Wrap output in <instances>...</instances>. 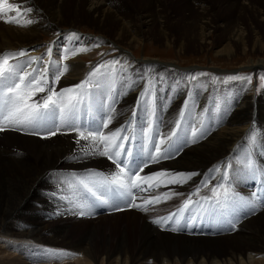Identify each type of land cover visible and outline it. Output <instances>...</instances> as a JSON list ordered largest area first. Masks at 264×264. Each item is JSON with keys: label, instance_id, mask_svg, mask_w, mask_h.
Here are the masks:
<instances>
[{"label": "bare ground", "instance_id": "6f19581e", "mask_svg": "<svg viewBox=\"0 0 264 264\" xmlns=\"http://www.w3.org/2000/svg\"><path fill=\"white\" fill-rule=\"evenodd\" d=\"M15 1L22 13L19 17L20 24H24L25 21L29 19L33 22L27 26L6 23L4 22L5 19L15 18L17 13L14 11H8V13H6L5 11L3 13L4 18L0 19V55L17 53L24 50L26 56L13 59L10 63L26 64L30 58H35V62L31 64L29 71L33 68L44 69L48 80L46 88H54L57 93H64L65 90L70 89L74 91L68 92L66 95H74L75 92L81 91L80 88L74 87L75 85L78 86L86 79L91 80L93 85H87L83 89V93L86 95L87 100L80 106L76 119V124L79 126L80 130L85 132L99 130L105 135H111V133L119 131L122 136L129 137L130 142L133 140L137 141L136 151L138 160L140 156L142 157V161L144 156L148 158L146 161L147 165L143 167L139 176L150 177L151 179H149L147 183L138 181L141 187L147 190L136 193V200L134 202L136 205L139 201L151 200L154 197H159L160 199L164 198L167 193V195L173 196L175 197L174 199L179 201L173 205L170 204V206H168L169 210L159 217L153 216L154 211L161 209L162 206L174 199L164 201V204L160 203V199L156 203L146 204L148 209L143 206L144 211L142 212L140 209L137 210L138 207L128 208L125 210L126 212L124 214L129 215L127 217L130 224L135 226L140 218H144L148 223V228L152 227L156 230V227L159 225L165 226L167 222V219L162 221L161 217L166 216L167 213H173L182 204L184 206L185 201L190 200L191 203L189 205L192 204L194 208L202 205L203 210H206L212 215L216 214V219L212 221L211 226L197 224L196 228H192L187 232L183 230L172 231L171 228L161 233L201 237L198 236V233H205L207 230L210 231V233L214 231L222 234H229L233 231V229L228 226L232 221L238 223V229V227L242 226L244 223V217L247 215L249 216L252 210L256 208L263 209L264 119L260 120L261 113L258 115L255 114V107L259 106V104L253 90L243 84L241 95L243 96L244 102L241 103L242 106L240 107L238 100L235 114L227 119V122L224 120L225 124L222 126L216 123V120L221 117H218L219 112H217V116L215 115L216 113L214 114L213 117H215V119L213 118V120L210 118H203L202 124L193 131V133L196 134L193 136L192 130L195 128L194 125L191 126L190 124L189 127V124L183 126L177 124L178 128L173 127L172 119L175 114L171 110L172 106L169 107L170 104H172V102L179 104L182 113L180 115V120L183 116V118L191 117V119L193 118L197 121L199 119L191 112V108L189 111L187 109L183 110L180 103L182 105L185 103L191 89L192 95L190 105H195L198 110L202 111L204 109V111L208 113L207 110L209 105H211L210 102L212 103L216 98V100L221 101L220 103L223 104V100H219L220 97L223 96L220 89L221 85H217L213 93H210V87L204 82H193L190 88H188L187 84L189 80L185 78L187 71L183 68H173V65H177V63L160 62V59L151 57L138 59L135 54L138 48H141L143 45L145 46V42L137 38L136 34H132V32H137V29L130 23V10L137 16L141 28L147 27L155 21L161 23L167 22L168 15L164 10L165 5L167 6L170 1L171 6H174V0H146L148 2L145 3L144 7H154V14H149L144 11V9L137 13L136 10L131 7V2H134V4L137 2L143 4L145 0H8V3L12 2L15 4ZM53 1L52 9L44 7V3ZM207 1L210 0L190 1V4H192L190 7L197 10L200 15L199 19L201 25L199 27L202 31L200 35L201 43L207 41L208 33L206 29L215 26L211 18L212 13L206 5ZM249 1L250 0H243L242 4L248 5ZM73 3L84 7V10L74 15L82 19L79 20L75 17L77 23L71 22L69 25H66L65 23L67 22H64V18L66 15L71 14L70 5ZM28 9H31V11H27ZM261 17L262 18L259 20L263 21L264 16ZM105 22L119 25L114 38H110L104 33V31H109V29L97 24ZM79 23H90L93 25L90 27L85 24V26H79L81 25ZM218 25L220 26V24ZM141 28L139 29V34L142 33ZM91 29H94V31H91ZM229 29L231 34H229V40H227V42L232 40H239L242 42L244 40L246 30L243 29L240 20H237L233 27L231 26ZM44 31H51L54 38L49 40H34L35 35H39ZM253 31L256 33L255 36L259 38V31L257 29H253L252 32ZM123 38L127 39L125 45L122 44ZM103 47L105 48L104 50ZM253 47H259L260 51H263L264 44L256 40ZM110 49L115 51L119 49V51L106 56ZM183 49L185 50L186 46ZM73 51H76L77 54L73 55ZM101 51L106 53L102 55ZM97 55H100L99 58L103 59H99L97 65L89 66L88 61L84 58H93ZM66 56L67 59H65ZM138 62L143 63L145 69L138 70L140 74H136L137 76L132 75L130 71V69H132L131 65L136 67L138 66ZM57 63L66 65L67 71L58 81L53 83L55 71H53L52 66ZM116 66H126L128 68L126 74L121 75L119 67L117 71L120 77L111 74L110 70ZM243 67L264 68V58L251 60L247 65H242V68ZM168 69L173 73L168 72ZM93 73H95V75H93ZM125 80L130 81L131 85H125ZM154 82H157V87L155 86L156 92H150V88L153 86ZM148 91L149 96H145ZM118 93H121L123 96L121 98L122 104L126 103L128 105L131 103V106L128 108L126 107L128 113L122 116L117 115L118 113L114 114V109L109 114V107L112 105V101L115 100V96H117ZM47 94V91L44 93H37L32 97V101H41ZM163 97L167 98L168 101H164V103L162 102L163 104H161ZM157 99L159 104H161V108L165 105L168 109L167 111L166 108L164 109V114H162V110L157 106ZM216 104L217 102H215L214 106ZM146 107H150L151 110L155 109L152 113L154 118L151 115L149 116L147 111L145 113ZM247 107L252 108L251 114L243 116V108ZM193 110L195 112V108ZM82 111L85 113L83 114ZM106 113L109 114L107 117L110 116L111 119L108 121L107 127L100 128V125L107 119L105 116L107 115ZM178 113L180 112H177L176 118L174 119L175 124L179 118L177 117ZM85 114L87 115V119L84 118ZM159 116H164L166 127L161 128L162 122L159 121ZM94 117L95 122L93 120ZM97 117L100 118L97 119ZM135 119L137 123H135ZM255 124L260 126L257 131L252 134L253 139L247 142L252 145V148L246 147V150L242 149V143L249 139V129L251 130ZM5 125L8 124L5 122ZM51 127L54 126L48 125L42 130L40 129V135L31 134L33 131L31 128H20L19 130H15V139L21 142H15V145L19 144L15 149H12V146H6L3 144V141L0 143V163L5 162L6 165H9L10 171V163L15 162V164L18 165L17 168L21 169L18 171L20 176L19 181L23 184L25 189L22 199H20L18 205L13 210L8 209L6 204L0 205V213L3 214L1 221L5 233L15 232V218L21 216V213L26 211V205L28 203L37 201L35 195L38 194L42 197L45 196V199H39V206L40 204L44 206L45 203L54 202L57 198L64 199L68 205V207L65 205V208H63L60 213V215H64V217L66 214L71 215V213L73 214L71 217H74V212L78 211V207L75 205L74 201H83L91 208L92 202L85 199L86 193L84 197H82L81 191H85V189L81 185L86 183L93 191H102L101 186L96 183V181L100 179L96 174H101L100 170L107 171L109 175L118 171L116 165L110 162L106 156L99 154L85 155L83 153L82 149L91 144L90 140L86 141L79 139L76 131H71L65 126H60L56 135L47 136V130ZM186 129L190 130L188 142L185 140ZM172 132H175L176 135L172 136ZM179 136H181L180 140ZM78 140L79 142H77ZM161 140L164 141V143L159 144L162 152L170 151L173 156L177 155L176 157L172 156V158L166 159L177 172L174 170L172 172H163L160 169L158 161L164 159L155 161L149 159V156L155 154L153 149ZM119 142L120 141H117V143ZM127 144L128 142L126 141L125 145ZM20 148L26 150L28 155L19 154L18 150ZM97 150H100V148L98 147ZM246 152H248V154H246ZM232 160L233 162L235 161L233 167L227 169L225 173V169L223 170V168L227 167V164L231 163ZM143 163L144 162H142V164ZM157 173H165L166 175H155ZM213 173L214 179L211 178L208 180V177ZM176 174L185 175L178 176ZM10 177L12 176L10 175ZM15 178H18V175L15 174ZM83 178L87 182H84ZM170 179L180 182L170 183ZM187 180L189 181L188 183ZM204 180V184L201 185ZM49 182H55L53 188L46 187ZM149 184L151 187H149ZM176 184L180 186H174ZM220 185H223V188L219 187ZM224 188L229 189L232 197L230 206H233L234 209L238 210L240 213L234 215L236 220L232 218L228 219L224 215L227 214V211L223 210L222 212L223 199L221 198V203L218 204L216 198L213 196V189L223 193ZM244 193L247 195H244ZM156 204L158 205V209L152 208V206ZM124 205L128 206L127 202ZM206 206H208V208ZM82 207L81 205L80 209H83ZM64 210L67 212H63ZM96 211L100 212L98 207ZM88 212L95 211L90 210ZM43 215V217L46 218L51 214L44 212ZM117 216L119 215L114 217ZM156 220H160V223H155L154 221ZM250 223H255V221L251 220ZM250 223L246 225L247 229L254 228V226H249ZM217 225H219V230L216 231ZM143 228L142 225H139L140 232ZM261 229H264V224L260 225L253 240L243 239L241 241V244L244 246V252H240L236 262L264 264V256L257 257L264 252V237L261 238L260 236V233L263 232ZM1 231L2 228L0 227V232ZM156 231L160 232L158 230ZM236 231L237 230H235V232ZM43 232L42 229L33 230L29 233L20 231V239H23V241L18 242V240H16L14 249L19 250L25 248V245L29 244L26 240L44 242L42 239L44 236ZM46 245L53 247V249L46 247L49 253H53L52 251L55 250L58 251L55 253L54 259L64 258L66 250H69L72 253L76 252V254L70 256V258L76 261L77 264H95L99 259H101V264H108V258L111 256H114L115 264H129L128 251L125 245L118 244L106 254H102L92 247H87L83 250L82 248H73V246L66 245L62 247L63 249L66 248L65 251L58 250L62 248H54L58 247L56 241H48ZM43 248L45 247L42 246V249ZM27 251H30V253H37L40 250L38 251L33 248ZM254 251H257V253L254 254ZM58 253L60 254L58 255ZM200 258L203 257L200 256ZM190 262L193 261L190 260ZM204 263L207 264V261L202 259L200 264ZM227 263L235 264L232 259L221 260L218 256L213 255L210 264Z\"/></svg>", "mask_w": 264, "mask_h": 264}, {"label": "rangeland", "instance_id": "374dc122", "mask_svg": "<svg viewBox=\"0 0 264 264\" xmlns=\"http://www.w3.org/2000/svg\"><path fill=\"white\" fill-rule=\"evenodd\" d=\"M174 1V6H171L170 1L167 6L165 5L164 10L168 15L167 22L161 23L155 21L147 27L141 28L137 16L132 13V10H130V23L132 26H135V29H137V32H132V34H136L137 38L145 42V46L143 45L141 46V48H138L135 54L138 59H141L143 57H151L160 59L161 61L158 60L160 62L164 61L165 63H177V65H173V68H183L187 71L185 78L189 80L187 84L188 88H190L193 82H204L210 87V93H213L216 90L217 85L220 84V89L223 93V96L220 97L219 100H223V104L220 103L221 101L216 100V98L212 103L210 102L211 105H209V108L207 110L208 113H206L204 109L202 111L198 110V108H196L197 106L190 105L192 95V90L190 89L185 103L183 105L180 103V105L182 106L183 110L187 109L189 111V109L191 108V112H193L199 120L195 121L193 118L191 119V117L183 118V116L180 120V115L182 113L179 108V104H175L172 102L169 107L172 106L171 110L175 114L172 119L173 127L178 128L177 124L182 126L189 124L190 127L191 124V126H195V128L192 130L193 133V131L202 124L203 118H210L213 120V118L215 119V117L213 116L215 113V115L217 116V112H219L218 117L221 116L216 120L217 125H224L225 121L235 114V108L238 106V100L240 103V107L242 106L241 103L244 102L243 96L241 95L243 84H245L246 87L251 88L254 94H256L259 106L255 107V114L258 115L261 113L260 120H263L264 68H242V65H247L251 60L264 58V49L263 51H260L259 47H253L256 40H259L262 44H264V19L263 21L259 20L260 18H262L261 16H264V0H250L248 5L242 4L243 0L207 1L206 5L209 7L210 12L212 13L211 18L215 26L206 29V32L208 33L207 41H204L203 43L200 42V35L202 31L199 27L201 25L199 12L190 7L192 6V4H190V1L193 2V0ZM146 2L148 1L145 0L143 4H139V2H137L138 4H134V2H131V7H133V9L136 10L137 13L139 11L141 12L144 9V11H146L147 13L154 14V7H144ZM16 3V1L15 4L9 2V4L14 5H16ZM53 3L54 1L44 3V7L52 9ZM82 10H84V7H82L81 5L76 3L71 4V14L66 15V17L64 18V22H67L65 24L69 25L71 22L77 23V17L74 15L75 13H78ZM6 13H8L7 10ZM77 19L80 20L82 18L78 17ZM237 20H240L243 29L246 30L245 38L242 42L239 40H232L227 42V40H229V34H231L229 28H231V26L233 27ZM84 24L89 25V27L93 25L90 23ZM84 24L82 23L79 26H85ZM97 24L109 29V31H104V33H106L110 38H114L119 28L118 24L113 25L110 22ZM218 24H220V26ZM140 28L142 29L141 34H139ZM253 29H257L259 31V38L255 36L256 33H254V31L252 32ZM91 31H94V29H91ZM51 38H54V35H52L51 31H44L39 35L34 36V40H49ZM126 41L127 39L123 38L122 44L125 45ZM185 46L186 49L184 50L183 48ZM104 49L105 48L103 47V50ZM117 51H119V49L116 51L110 49L106 56L114 54ZM105 53L106 52L103 53V51H101L102 55H104ZM99 56L100 55L94 56L93 58L84 59L88 61L89 66H93L97 65V62L100 59ZM102 59L103 58H101L100 60ZM137 64L138 66L136 67L134 65H131L132 69H130V71L132 75L140 74L138 70L145 69L143 67V63L138 62ZM60 65L63 64L57 63L56 65L52 66L53 71H55L57 66ZM118 67L119 66H116L115 68L111 69V74L117 75L119 77L120 74H126L128 70L126 66L119 67L120 74L117 71ZM168 72L173 73L170 69H168ZM85 81H90V84H88V86L93 85V82L89 79L84 80L79 85L84 84ZM124 82V84L127 86L131 85L130 81L125 80ZM156 83H153V86L150 88V92H156ZM78 86L75 85L74 87ZM145 96H149V91L145 94ZM122 97L123 96L121 93H118L117 96H115V100L112 101V105L109 107V114L113 109L114 114L118 113L117 115L122 116L128 113L127 108L131 106V103H129L128 105L126 103L122 104ZM164 101L167 102L168 99L163 97L161 100V104H163ZM215 102H217V104L214 106ZM161 104H159V101L157 99V106L162 110V114H164V109L166 107L164 105V107L161 108ZM248 107L243 108V116L251 114L252 108ZM194 108L195 112L193 110ZM145 109V113L147 111L149 113V116H152V113L155 111V109L151 110L150 107H146ZM167 110L168 109L166 108V111ZM177 112L180 113H178L177 115V117L179 118L175 124L174 119L176 118ZM82 113L84 114L85 112L82 111ZM109 114L105 116L107 117ZM84 118L87 119L86 114ZM98 118L100 117H97V119ZM159 121L162 122L161 128L167 126L165 125L166 120L164 116H159ZM135 123H137L136 119ZM259 126L260 125L255 124L251 128V130L249 129V139L242 143V149L246 150V147L252 148V145L248 144L247 142L253 139L252 134L257 131ZM5 128L6 130L0 131V143H2L3 141V144L8 147L12 146V149H15L19 145H15V142H20L15 139V126L8 124L5 125ZM189 131V129H186V142H188ZM180 139L181 136H179V140ZM99 151L100 150H97V154H99ZM18 152L21 155H28V152L26 153V150L21 148L18 150ZM246 154H248V152H246ZM147 160V156H144L143 161L142 157L140 156L139 165ZM233 160L231 161V163L227 164V167L223 168V170L225 169V173L227 172V169L233 167V163H235V161L233 162ZM110 162L112 161L110 160ZM158 164L163 172H172L173 170L176 171V169L171 167L170 162H167L166 159L161 161L159 160ZM10 165L11 171L9 170L10 166L6 165L5 162L0 163V205L6 204L8 209L13 210L18 205L20 199H22L25 193V189L23 184L19 181L20 176L18 174V171L21 169L17 168L18 165L15 164V162L10 163ZM15 174L18 175V178H15ZM10 175L12 177H10ZM211 178L214 179V173L208 177V180H210ZM89 179L91 180L90 177ZM83 180L84 182H87L84 178ZM188 182L189 181L187 180V183ZM204 182L205 180L201 185H203ZM54 185L55 182H49L46 187L53 188ZM174 186L180 185L176 184ZM81 193L82 197H84L85 191L83 190L81 191ZM244 195L247 194L244 193ZM35 198L37 199V201L28 203L26 205V211L21 213V216H17L15 218V232L5 233L3 231V223L1 221L3 218V214L0 213V227L2 228V231L0 232V264H77L76 261L70 258V256H74L76 252L72 253L69 250H66V252H68H65L64 258L54 259L55 253H57L58 251L55 250L52 251L53 253H49L47 248L53 249V247L46 245L48 241H56L58 247L54 248H62L68 245L73 246V248H82L84 250L87 247H92L93 249L100 251L102 254L110 252L118 244L125 245L126 250L128 251L129 264H200L202 262V259L206 260L207 264H210L213 255L218 256V258L221 260L232 259L235 264H248L243 262H236L240 252H244V246L241 244V241L243 239L253 240L260 225L264 224V207L263 209L256 208L252 210L249 216L247 215L246 217H244V225L242 224V226H239L238 229V223L232 221L228 226H230L233 231L229 234H222L220 232L214 231H211L210 233V231L206 230L205 233H198V236L201 237H190L181 234L173 235L170 233H161L164 230L156 227V230L160 231L157 232L152 227L148 228V223L144 218H140V220H138L139 222L134 226L128 222L127 216L129 215L124 214L126 211L102 213L96 212L97 201H91L93 203L91 208H89L83 201H74L75 205L78 207V211L74 212V217H71L73 215L72 213L71 215L66 214V216L64 217V215H60L62 209L65 208L64 206L66 205V207H68L67 202L64 201V199L54 198V202L45 203L44 206L40 204L39 206V199H45V196L42 197L38 194L35 195ZM174 198L175 197L173 196L167 195V198L164 197L162 200H160V203L164 204V201ZM176 202L179 201L174 199L171 202H168L166 205L162 206L161 209H158L157 204L153 205L155 207L152 206V208L158 209L157 211H154L153 216H161L163 213L169 210L168 206H170V204L173 205ZM81 205L83 206V209H80ZM137 205H139L137 210L140 209L141 212L144 211L143 206L148 209L146 207L145 200L141 202L139 201ZM206 207L208 208V206ZM90 210H93L95 212H88ZM44 212L51 215L44 218ZM63 212L67 211L64 210ZM116 215L119 216L114 217ZM214 219H216V214L212 215V220ZM251 220H254L255 223H250ZM162 221H165V219H162ZM234 223H236L235 227H233ZM248 223H250L249 226H254V228L247 229L246 225ZM139 225H142L144 227L141 232L139 230ZM37 229H42L44 231V236L42 237L44 242H34L33 240H26L29 244L25 245V248L19 250L14 249L16 240H18V242L23 241V239H20V231L29 233ZM217 230H219V225L216 226V231ZM235 230L237 231L235 232ZM261 230L263 232L260 233V236L261 238H263L264 229ZM42 246H44L45 248L42 249ZM33 248L40 251L37 253H30V251H27ZM65 249L62 248L58 250L65 251ZM256 253L257 251H254V254ZM59 254L60 253H58V255ZM200 256H202L203 258H200ZM263 256L264 252L259 254L257 257ZM190 260L193 262H190ZM95 264H101V259L95 262ZM108 264H115L114 256L108 258Z\"/></svg>", "mask_w": 264, "mask_h": 264}, {"label": "snow or ice", "instance_id": "6c2138e0", "mask_svg": "<svg viewBox=\"0 0 264 264\" xmlns=\"http://www.w3.org/2000/svg\"><path fill=\"white\" fill-rule=\"evenodd\" d=\"M6 10L17 13L15 18L5 19L6 23L27 26L33 22L29 19L26 20L24 24H20L19 17L22 13L19 6L9 4L8 0H0V19L4 18L3 13ZM27 11H31V9ZM72 54L75 55L77 53L73 51ZM24 56H26L24 50L17 53L0 55V131L6 130L5 122L9 125H14L15 130H19L20 128H31L33 129L31 134L34 135H40V129L48 125H53L54 127L48 128L47 136L56 135L60 126H65L71 131H76L79 139L91 141L88 147L82 149L85 155L97 154V148L99 147V154L106 156L118 169V171L114 172L109 177H104L102 174L97 173L96 175L99 176L100 179L96 181V183L103 187L105 191L113 192L117 198L127 199L131 197V199H127V203L133 207H139V205L134 203L135 197L132 190L139 189L140 191H146L147 189L141 187L138 181L147 183L151 178L139 176L143 167L147 165L146 161L133 171L128 169L126 159H121V157L126 158L133 155L130 150L125 149V142L127 141L130 143V138L122 136L119 131L113 132L111 135H105L99 130L85 132L80 130L79 126L76 124L80 106L84 104L83 89L90 84V81H85L84 84L79 85L78 88H80L81 91L75 92L74 95H66V93L73 92L74 90H65L64 93H57L54 88H46L48 80L44 69L33 68L29 71L31 64L35 62V58H30L26 64L10 63L11 60ZM65 59H67V56ZM66 71V65L57 66L54 72L53 83L58 81ZM93 75H95V73H93ZM46 91L48 94L43 97L41 101H32V97L37 93H44ZM110 119V116L107 117L105 122L100 125V128L107 127ZM171 135L175 136L176 133L172 132ZM195 135L196 134L193 133V136ZM117 141L120 142L117 143ZM77 142H79V140ZM160 143H164V141L161 140L156 144L153 149L155 154L149 156V159L155 161L172 158V153L170 151H161L159 147ZM155 175L166 174L157 173ZM176 175L184 176L185 174ZM169 182L178 183L180 181L170 179ZM84 187L87 188L88 192L92 193L94 196L96 195L87 184H85ZM149 187H151L150 184ZM219 187L223 188V185ZM213 196L216 198L218 204L221 203V198L225 203L232 199L229 189L227 188L223 189V193L213 189ZM165 197L167 198V194H165ZM97 198L104 201V194L101 193ZM159 199V197H154L151 200H145V204L156 203ZM190 203V200L185 201L184 209L180 211L186 210ZM169 219H171V217H169ZM154 222L159 224L160 220ZM177 223H179V221H177ZM171 230L176 231L177 229L173 228Z\"/></svg>", "mask_w": 264, "mask_h": 264}]
</instances>
